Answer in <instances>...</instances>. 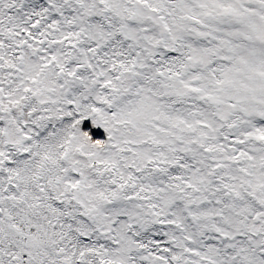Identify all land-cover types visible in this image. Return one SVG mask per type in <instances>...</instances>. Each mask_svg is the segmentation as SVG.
Here are the masks:
<instances>
[{
	"label": "snow or ice",
	"instance_id": "6c2138e0",
	"mask_svg": "<svg viewBox=\"0 0 264 264\" xmlns=\"http://www.w3.org/2000/svg\"><path fill=\"white\" fill-rule=\"evenodd\" d=\"M0 264H264V0H0Z\"/></svg>",
	"mask_w": 264,
	"mask_h": 264
}]
</instances>
